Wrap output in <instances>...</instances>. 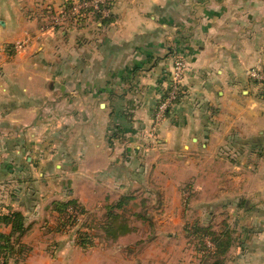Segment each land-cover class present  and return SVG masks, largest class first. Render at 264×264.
<instances>
[{
	"label": "crops",
	"instance_id": "0c3cea01",
	"mask_svg": "<svg viewBox=\"0 0 264 264\" xmlns=\"http://www.w3.org/2000/svg\"><path fill=\"white\" fill-rule=\"evenodd\" d=\"M65 2L0 0V212L40 237L54 202L141 185L179 228L188 185L191 221L263 255L264 83L247 70L264 62V0H116L48 30L42 7ZM176 51L185 94L157 122Z\"/></svg>",
	"mask_w": 264,
	"mask_h": 264
},
{
	"label": "rangeland",
	"instance_id": "374dc122",
	"mask_svg": "<svg viewBox=\"0 0 264 264\" xmlns=\"http://www.w3.org/2000/svg\"><path fill=\"white\" fill-rule=\"evenodd\" d=\"M248 70L247 75L251 77ZM159 97L161 99L163 95ZM135 177L140 181L145 179V173L142 176L136 173ZM111 191L113 194L107 192L108 197L95 206L83 205L74 195L62 200H74L81 206L68 209L73 218L62 231H56L57 222L51 219L49 223L45 222V226L41 223L37 225L40 237L33 236V230L26 221L25 225L29 228L24 235L16 234L9 242L2 241V245L10 246V249L13 247L6 264H213L217 260L212 255L216 250L213 239L200 231L209 225H198L191 221L188 204L191 191L188 185L179 188L181 203L179 207L176 205L175 216L179 217L180 213L184 215L179 228L174 227V219H165L164 205L159 202V198L154 196L148 203L145 201V187L139 185L133 192L128 191L123 195ZM2 229L7 233L11 230L7 227ZM216 230L217 233L229 234L225 227ZM175 231L181 234L174 235ZM232 234V243L227 252L219 257L220 263L255 264L259 252L254 254L247 250V256L243 258L244 252H237L236 246H233ZM36 247L40 250L37 251ZM260 254V259L264 260V253ZM4 263L5 260L0 256V264Z\"/></svg>",
	"mask_w": 264,
	"mask_h": 264
},
{
	"label": "built area",
	"instance_id": "2783aa9c",
	"mask_svg": "<svg viewBox=\"0 0 264 264\" xmlns=\"http://www.w3.org/2000/svg\"><path fill=\"white\" fill-rule=\"evenodd\" d=\"M116 0H66L64 4L53 8L44 5V19L47 22L48 30L55 31L70 25H76L84 19L94 16L107 17ZM30 40H24L15 44V50L20 52L27 48ZM187 62L183 54L176 51L173 54L172 71L169 75L168 85L163 97L159 100L155 120L160 122L165 119L172 107L178 103L185 94V78L187 73ZM252 79L264 83V64L257 65L248 70Z\"/></svg>",
	"mask_w": 264,
	"mask_h": 264
},
{
	"label": "trees",
	"instance_id": "16d2710c",
	"mask_svg": "<svg viewBox=\"0 0 264 264\" xmlns=\"http://www.w3.org/2000/svg\"><path fill=\"white\" fill-rule=\"evenodd\" d=\"M73 206H80V204L76 201H68V202H63V201H56L53 203V206L51 208V217H53V220L57 222L58 226L56 227V231L63 230L64 226H67L70 220L73 218L71 215L68 213V209ZM50 222V221H49ZM48 222V223H49ZM56 222H54L56 224ZM26 216L21 212L17 210H9L7 213H0V256L3 257L5 260V263H7V258L10 255V252L12 251L13 247L10 246L6 247L2 245V241L9 242L13 236L16 234L18 236H22L25 234L26 230L28 227H26ZM2 227H7L11 228V230L7 233L3 231ZM53 227V225H51ZM51 228V230H53ZM204 235H209L213 239L215 245H216V250L212 253L213 258L217 259L216 261L213 262V264H222L223 261L220 263L219 257H222L227 250L229 245L231 244V235L230 233H217L216 231H212L211 227H204L200 229ZM201 234V233H200ZM225 235L223 238L222 236ZM227 236V237H226ZM229 241V244H228Z\"/></svg>",
	"mask_w": 264,
	"mask_h": 264
}]
</instances>
